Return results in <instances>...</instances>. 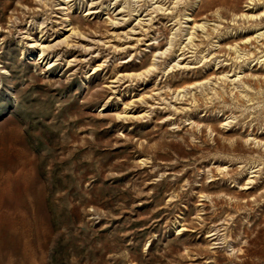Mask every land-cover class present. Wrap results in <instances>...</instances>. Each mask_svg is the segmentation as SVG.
I'll return each mask as SVG.
<instances>
[{"label": "rangeland", "instance_id": "obj_1", "mask_svg": "<svg viewBox=\"0 0 264 264\" xmlns=\"http://www.w3.org/2000/svg\"><path fill=\"white\" fill-rule=\"evenodd\" d=\"M263 36L264 0H0V264H264Z\"/></svg>", "mask_w": 264, "mask_h": 264}, {"label": "bare ground", "instance_id": "obj_2", "mask_svg": "<svg viewBox=\"0 0 264 264\" xmlns=\"http://www.w3.org/2000/svg\"><path fill=\"white\" fill-rule=\"evenodd\" d=\"M254 18V17H253ZM71 30H72V28H71ZM74 31V30H73ZM73 33V32H72ZM74 34V33H73ZM264 37V36H263ZM57 43V42H56ZM62 44V43H61ZM32 46L33 47H36L37 49H39L40 50V53H39V60H42V62H44V60H45V62H47V58H46V53H47V50L49 49V48H51L50 46L51 45H49V44H46V43H44L43 41H41V40H38V41H34L33 42V44H32ZM55 46V45H54ZM49 52V51H48ZM48 57V56H47ZM49 64H50V62H49ZM149 70H151V68L149 69Z\"/></svg>", "mask_w": 264, "mask_h": 264}]
</instances>
